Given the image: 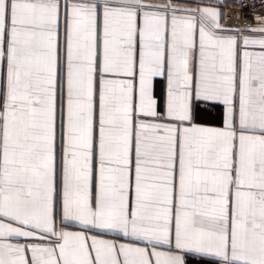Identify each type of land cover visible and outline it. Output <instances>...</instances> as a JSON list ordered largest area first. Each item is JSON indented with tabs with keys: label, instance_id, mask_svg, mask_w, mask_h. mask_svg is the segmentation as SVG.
Listing matches in <instances>:
<instances>
[{
	"label": "snow or ice",
	"instance_id": "snow-or-ice-1",
	"mask_svg": "<svg viewBox=\"0 0 264 264\" xmlns=\"http://www.w3.org/2000/svg\"><path fill=\"white\" fill-rule=\"evenodd\" d=\"M223 19L0 0V264H264V16Z\"/></svg>",
	"mask_w": 264,
	"mask_h": 264
},
{
	"label": "built area",
	"instance_id": "built-area-1",
	"mask_svg": "<svg viewBox=\"0 0 264 264\" xmlns=\"http://www.w3.org/2000/svg\"><path fill=\"white\" fill-rule=\"evenodd\" d=\"M237 4V7L227 10L226 26L233 28L252 27L260 17L264 16V0H238Z\"/></svg>",
	"mask_w": 264,
	"mask_h": 264
},
{
	"label": "crops",
	"instance_id": "crops-1",
	"mask_svg": "<svg viewBox=\"0 0 264 264\" xmlns=\"http://www.w3.org/2000/svg\"><path fill=\"white\" fill-rule=\"evenodd\" d=\"M176 3L181 4V3H188V4H208V5H213V6H218L220 10L222 11L223 14V23L225 25V17H226V12L229 8H234L237 6L238 0H176ZM257 22L254 23V26H256ZM226 26V25H225ZM244 27V26H241ZM245 28H251V27H245ZM209 121L211 122V118H209ZM68 230L70 231H78V228H69ZM105 238H111V236H106ZM188 264H193L192 259H189Z\"/></svg>",
	"mask_w": 264,
	"mask_h": 264
},
{
	"label": "trees",
	"instance_id": "trees-1",
	"mask_svg": "<svg viewBox=\"0 0 264 264\" xmlns=\"http://www.w3.org/2000/svg\"><path fill=\"white\" fill-rule=\"evenodd\" d=\"M237 6H238V4H237ZM237 6H236V7H237Z\"/></svg>",
	"mask_w": 264,
	"mask_h": 264
},
{
	"label": "bare ground",
	"instance_id": "bare-ground-1",
	"mask_svg": "<svg viewBox=\"0 0 264 264\" xmlns=\"http://www.w3.org/2000/svg\"><path fill=\"white\" fill-rule=\"evenodd\" d=\"M234 21V20H233ZM235 22V21H234Z\"/></svg>",
	"mask_w": 264,
	"mask_h": 264
}]
</instances>
